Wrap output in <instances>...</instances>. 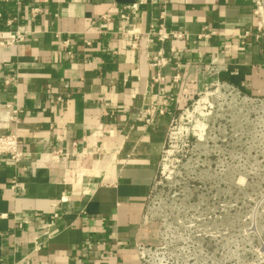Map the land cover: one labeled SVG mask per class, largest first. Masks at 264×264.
<instances>
[{"label":"crops","instance_id":"1","mask_svg":"<svg viewBox=\"0 0 264 264\" xmlns=\"http://www.w3.org/2000/svg\"><path fill=\"white\" fill-rule=\"evenodd\" d=\"M160 24L185 34L159 41ZM6 30L25 39L8 45ZM212 57L264 94L256 0H0V133L17 132L23 150L18 166L0 157V264H138L168 125L213 82Z\"/></svg>","mask_w":264,"mask_h":264},{"label":"rangeland","instance_id":"2","mask_svg":"<svg viewBox=\"0 0 264 264\" xmlns=\"http://www.w3.org/2000/svg\"><path fill=\"white\" fill-rule=\"evenodd\" d=\"M223 71L203 67L213 82L173 115L144 203L171 264H264V94Z\"/></svg>","mask_w":264,"mask_h":264},{"label":"built area","instance_id":"3","mask_svg":"<svg viewBox=\"0 0 264 264\" xmlns=\"http://www.w3.org/2000/svg\"><path fill=\"white\" fill-rule=\"evenodd\" d=\"M8 1V0H3ZM17 4L21 2V0H14ZM257 9L259 10L258 1L256 0ZM30 16L35 17L38 14L41 13V10L39 7H30L29 10ZM161 16L164 14L163 11H161ZM125 17V16H124ZM105 18V16H104ZM107 19V18H105ZM8 23H11L12 20L8 19ZM7 36L5 39L6 44L8 45H14L22 42L25 39L26 32L20 31V30H6ZM215 31H208L200 35V37L207 38L214 34ZM150 34H154L156 38L159 41H164L168 38H181L185 32H175V31H166L163 24H160L159 27L153 31L150 32ZM248 32L244 33V36L247 35ZM138 39V34L135 31L133 34V44ZM167 63V59L162 56H154L152 60V65L154 66H163ZM209 66L214 67L217 72L226 70V65L222 62H220L216 57L210 58L208 62L204 64V69H207ZM154 81H157L159 79L158 76H155L152 78ZM8 80H5V83H7ZM57 99L61 100L60 97H57ZM3 113L5 114L6 120H14L16 118V115L20 113V110L14 106H11L10 104H5L2 108ZM148 114H151L149 112ZM152 117H147V121H151ZM22 146V140L17 132L14 133H0V157L6 158L13 162L15 166H18L22 157H23V150L21 148ZM19 183L16 181V178L13 177L10 186L11 188L19 187ZM143 218V215H142ZM158 247H153L151 245L147 244H141L136 243L135 244V251L137 256V262L138 264H171L168 261V256L164 257L162 255V252L158 251Z\"/></svg>","mask_w":264,"mask_h":264}]
</instances>
